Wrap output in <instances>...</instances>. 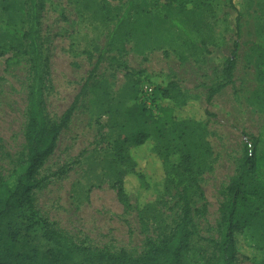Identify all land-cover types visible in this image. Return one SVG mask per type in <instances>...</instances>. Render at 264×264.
Instances as JSON below:
<instances>
[{"label":"rangeland","instance_id":"rangeland-1","mask_svg":"<svg viewBox=\"0 0 264 264\" xmlns=\"http://www.w3.org/2000/svg\"><path fill=\"white\" fill-rule=\"evenodd\" d=\"M41 1V36L48 56L47 118L59 123L88 86L54 152L35 176L40 181L34 190L40 217L69 246L110 255L125 252L132 259L142 257L147 251L146 235L137 210L163 200L164 165L156 149L168 154L170 165L183 164L174 139L180 137L181 120H197L202 122V152L193 164L201 190L184 264H218L221 207L244 155L247 135L260 138L259 153L264 157V111L252 104V95L264 77H258L261 70L250 55L252 45L264 41V0H233L242 24L235 82L211 101L208 88L223 80V59L230 56L238 39L237 12L229 0H134L128 14V0ZM3 7L0 0V177L7 178L27 155L32 68L26 56L7 64L13 56V51L5 48L12 43L7 26L28 29V25L20 15L5 13ZM124 14L125 23L142 21L140 24L148 29L135 42L128 39L122 44L117 40L115 47L107 50L109 35ZM201 19L209 25L208 31L197 27ZM174 21H179L185 31ZM173 82L178 99H163L157 93L160 108L172 109L176 117V122L168 121L164 128L166 137L159 138L156 133L143 147L125 146L127 150L121 155L132 159L148 186L142 189L138 176H129V202L123 204L113 177L126 167L118 147L133 133L127 111L136 103L141 84L166 88ZM172 94L177 92L172 89ZM261 103L264 108V101ZM161 111L155 114L161 115ZM170 142L173 146L168 152ZM165 201L167 205H156L163 228L155 217L148 215L147 219L149 236L156 241L174 229L180 215L171 199ZM257 224L261 234L245 228L235 264H264V219ZM41 226L35 227L32 237L46 249L51 244L42 237ZM64 264L100 263L93 256L77 253Z\"/></svg>","mask_w":264,"mask_h":264},{"label":"trees","instance_id":"trees-1","mask_svg":"<svg viewBox=\"0 0 264 264\" xmlns=\"http://www.w3.org/2000/svg\"><path fill=\"white\" fill-rule=\"evenodd\" d=\"M229 1L230 6L237 12L235 25L238 39L233 44L230 56L223 59V80L208 88L209 101L235 82V70L241 48L239 40L242 24L241 13L234 1ZM3 2L5 13L10 16L20 15L28 25V29L7 26V36L12 39V43L7 47L5 45V48L13 51V56L7 59V64L12 65L26 56L31 63L32 75L28 93L29 112L25 133L26 159L10 176L0 177V264H64L65 261H71L77 253L93 256L99 260L100 264H184V254L189 249L193 235L192 217L195 214L198 193L201 190L194 172L193 161L202 152L200 135V123L202 122L197 120H181L180 122L183 126L182 131L180 137H176L174 141L180 146L183 164L170 165L168 154L156 149L164 165L161 193L163 200L157 203L149 202L137 210L142 233L146 235L145 255L132 259L125 252L110 255L77 245L69 246L65 238L51 229L49 223L40 217L36 209L34 190L40 187V181L36 180L35 176L54 152L58 139L62 131L68 127L81 97L86 95L88 85H85L61 121L51 122L45 113L48 56L44 51L41 36L44 4L41 0H3ZM133 6L134 0H128L126 14ZM126 14L119 19L111 31L105 46L107 50L113 49L117 40L122 44H125L128 39L135 42V39L140 34H145L148 29L147 25L140 24L142 21L132 24L125 23ZM173 23L185 31L179 21ZM197 27L208 31L209 25L201 19L197 22ZM201 43L204 44V41ZM250 51L251 58L253 57L259 65L264 66V41L253 44ZM103 58L101 57L98 64ZM258 64H256L257 69L261 70L258 77L261 78L264 77V67H259ZM144 86L145 83L141 84L137 91L136 103L127 111L133 133L130 137H126L123 144H119L118 147L120 159H124L126 167L116 171L113 178L117 197L123 204L129 202L127 192L129 176L137 175L142 189H148L143 175L136 171L132 159L129 156L126 158L121 156L127 150L125 146L143 147L156 133L159 138L164 139L166 137L164 128L169 125L168 121L176 122L173 110L161 109L157 97L159 92L163 99L173 101L178 99L179 91L176 84L173 82L170 87L166 88L153 87V93L150 96L144 94ZM172 89L177 92L176 96L172 94ZM252 100L255 102L252 104L264 111L263 104L259 105V102L264 101V83L254 91ZM160 110L162 114L156 115L155 111ZM259 143V137L247 135L244 155L240 160L236 175L227 187V201L221 207L220 240L217 243L218 264H235L239 253L238 241L245 236V228H252L261 234L257 223L264 219V157L259 153ZM166 146L170 152L172 143ZM165 198L173 201V204L180 209V215L174 229L170 233H163L162 238L156 241L149 236L151 228L147 219L148 215L155 217L160 228H163L160 221L161 215L156 205H167ZM37 225H43L40 232L51 247L42 249L35 242L32 233ZM259 250L263 251L262 248Z\"/></svg>","mask_w":264,"mask_h":264},{"label":"built area","instance_id":"built-area-1","mask_svg":"<svg viewBox=\"0 0 264 264\" xmlns=\"http://www.w3.org/2000/svg\"><path fill=\"white\" fill-rule=\"evenodd\" d=\"M143 92H144V94H146L147 96H150V95H152V93H153V87L148 86V85H145L144 88H143Z\"/></svg>","mask_w":264,"mask_h":264}]
</instances>
